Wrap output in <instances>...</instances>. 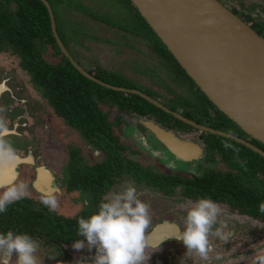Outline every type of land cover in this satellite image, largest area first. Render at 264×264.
I'll return each instance as SVG.
<instances>
[{"label":"flooded vegetation","instance_id":"flooded-vegetation-1","mask_svg":"<svg viewBox=\"0 0 264 264\" xmlns=\"http://www.w3.org/2000/svg\"><path fill=\"white\" fill-rule=\"evenodd\" d=\"M63 1H61V4L66 3L65 0ZM219 1L264 37V0H256L248 6L241 3ZM87 14L93 17L96 15H99L98 17L101 16L100 13L91 8H88ZM98 17L96 18L101 19ZM132 19L134 20L133 26L131 24L126 27L120 26L135 32L143 38L140 21L135 17H132ZM101 20L109 24H115L114 21L107 18ZM72 21L76 24L68 29L63 28L64 30L66 29L67 33H59L58 28L57 31L59 36L63 34V39L61 36L60 38L74 61L103 83L119 88L139 90L136 87L129 86L124 80L116 79L115 70H106L102 65L96 63L97 61L95 60L92 64L93 68L96 69L80 64L83 62L74 52L71 43L82 45L85 38L82 37L80 39V36L84 35L85 32L80 29L78 20ZM79 39L82 41H79ZM125 40H127L126 37ZM147 42L149 43V41ZM151 46L153 47L154 45L151 44ZM60 50L63 53L61 48ZM156 53H158L159 58H162L161 54L166 57L168 66H173L170 67L173 77L187 81L186 87L192 89L195 92L194 97L197 95V98L193 99L194 97H192L191 101H188L190 105L180 103L177 106H170L168 102L178 103L180 96H175L172 100L161 101L158 97L145 90L139 91L155 98L169 109L190 120L244 138L264 150V143L244 132L232 120L243 132L233 127L219 113V111H222L207 97L212 104L208 102L202 94L204 92L195 82L196 86L193 85L192 78L188 74L191 79L182 73V75L180 74L181 76L178 75L180 71L169 53L166 51H156ZM9 54L15 59H10ZM45 58L49 62L52 61L50 54H45ZM58 58L62 59L60 55ZM16 59H18V62H16ZM18 75L26 76L28 79L26 81L27 84H21L18 80ZM146 88L156 91L150 85H146ZM164 88L167 90V87ZM169 89L167 90L169 92L175 90L173 87ZM113 90L123 91L125 95L132 93L119 89ZM159 94L161 95L160 92ZM113 107L123 116L112 115L111 109ZM99 108L105 114V117H102L104 118L102 120V129L100 130L99 128L96 135L91 134L86 137L78 128L70 125L60 114L56 113L53 103L45 96L44 89L36 83L31 72L22 64L21 57L11 51H0V137L15 136L21 144H24L22 147H13L17 157L14 162L17 164L13 162L0 164V185L23 181L28 186V195L9 205L7 211L0 214V233H6L11 230L30 234L38 245V264H76L77 259L89 257L90 254L87 249L77 251L71 246L73 240L77 238L76 221L80 217L86 218L91 215L98 204L107 198L110 192L120 190L126 181L137 189L139 198L143 202L145 201L143 197L149 192V195L154 197L151 193L154 191L156 193L155 197L159 194L166 197L179 194L181 198H185L192 203L197 198L182 192L184 190L183 185L187 186L188 180L202 177L211 170L217 171V173L219 172L220 175L224 176L228 171L233 170L232 166L224 160L218 151L210 154L209 150L211 145L218 143V140L211 139L209 134L225 136L200 130L192 125V129L186 130L172 119L162 121L155 114L141 115L129 108L122 109L117 104L110 105L105 101L100 102ZM124 114L130 118V123L126 125L125 130H122L121 125L126 124L124 123ZM145 121H154L162 127L171 130L180 139L193 141L203 149V153L192 159H183V157L177 156L145 126ZM221 123L226 125L227 127L225 128L228 130L215 127L221 126ZM67 131L74 132L76 137L68 136ZM196 131L198 136L193 134ZM125 135L135 140L137 137L139 141L148 145L152 151L161 154V165L158 163L145 164L140 160L134 159L133 154H137L135 153L136 150L127 143L128 140ZM111 137L115 140L113 145L119 152L120 157L132 162L130 164L131 168H126V165L125 169L112 167L109 161L110 156L107 153V146ZM231 140L235 141L234 139ZM254 140L259 141L261 144L254 143ZM225 144L228 143L225 142ZM218 161H222L226 168L204 167L206 164L217 165ZM193 164H195V172L193 171L194 168L191 169ZM202 167H204L203 172L198 174V169ZM166 168H170L172 171L167 172ZM159 174L163 177H180L185 182L179 183L174 187V192L168 193L151 183L148 178L150 177L152 180L153 176L155 177ZM122 182L123 184L121 185ZM46 194H54L57 199V208L54 212L49 211L41 203V198ZM150 199L153 200V198ZM213 201L218 204L220 214L212 234L208 237L209 259L207 261L195 252L187 251L182 242L178 241L184 227L183 220L185 215H158V208L155 203L145 202L147 204L150 203V223L146 229L149 245L147 252L157 248V250L151 252L147 264H251L252 255L257 250L264 249V218L256 217L248 211L233 207L226 201ZM72 205L80 206L81 208L73 212ZM58 206H67L70 211L59 210L60 207ZM165 222L173 225V227L168 228L167 235L161 238L164 231L162 230L159 235L154 236V228L159 224L164 225ZM216 228H220L222 233L229 234L228 238L225 240L217 236L215 234ZM79 238L83 239V237ZM94 251L93 249V253ZM217 255L221 256L220 260L215 259ZM15 261V255L10 257L0 255V264H15Z\"/></svg>","mask_w":264,"mask_h":264},{"label":"trees","instance_id":"trees-1","mask_svg":"<svg viewBox=\"0 0 264 264\" xmlns=\"http://www.w3.org/2000/svg\"><path fill=\"white\" fill-rule=\"evenodd\" d=\"M48 1L53 7L59 31L56 8L62 0ZM124 1L126 2V12L140 21L141 29L146 31L142 32V35L150 44L154 45V49L157 52L166 51L169 53L180 71L179 74L182 73L191 79L132 1ZM103 15L104 13L100 17H98L99 15L95 17L105 20ZM59 33L61 32L59 31ZM60 36L63 39V34ZM0 51H11L19 55L22 64L31 72L36 83L44 89L45 96L53 103L56 113L60 114L70 125L78 128L86 137L91 134L96 135L99 128L102 129V120H104L102 117H105V114L100 110L99 104L103 101L110 105L117 104L122 109L129 108L141 115L155 114L162 121L172 119L186 130L193 128L138 94L125 95L123 91L107 88L81 74L61 52L52 31L48 9L41 0H0ZM45 54L51 55V62L46 60ZM59 55L61 60L58 58ZM191 81L195 85L192 79ZM202 94L211 103L207 96ZM219 113L233 127L243 132L224 113L220 111ZM221 124V126L215 127L228 130L225 128L226 125ZM227 125L229 126V124ZM209 137L218 140L216 145L210 146V154L218 151L233 170L228 171L225 176L214 170L208 171L202 177L188 180L187 186L183 185L182 192L197 199L210 197L213 200L226 201L233 207L264 218V213L258 211L259 204L264 202V157L229 138L214 134H209ZM113 142L115 140L111 137L107 146L112 167L125 169L126 165V168H131L132 162L120 157ZM254 143L261 144L257 140H254ZM148 178L151 183L168 193L174 192L173 189L176 185L185 182L180 177H163L160 174L153 176L152 180L150 177Z\"/></svg>","mask_w":264,"mask_h":264},{"label":"water","instance_id":"water-1","mask_svg":"<svg viewBox=\"0 0 264 264\" xmlns=\"http://www.w3.org/2000/svg\"><path fill=\"white\" fill-rule=\"evenodd\" d=\"M41 1L48 9L58 45L82 74L108 88L136 93L200 130L234 139L264 156V150L244 138L190 120L142 91L114 87L90 75L65 48L51 4L48 0ZM131 1L213 104L244 132L264 143V37L219 0ZM144 124L170 151L183 159L197 158L203 153L193 141L180 139L154 121ZM171 227L173 225L168 222L159 224L153 235L164 230L162 238Z\"/></svg>","mask_w":264,"mask_h":264},{"label":"clouds","instance_id":"clouds-1","mask_svg":"<svg viewBox=\"0 0 264 264\" xmlns=\"http://www.w3.org/2000/svg\"><path fill=\"white\" fill-rule=\"evenodd\" d=\"M15 159L16 151L11 143L0 137V164L12 163ZM27 188L23 181L0 185V214L5 213L9 205L25 198ZM41 203L51 212L57 208L54 194L44 195ZM258 211L264 213V202L259 204ZM219 214L218 204L210 197L198 198L186 210L178 241L187 251L207 261L208 237ZM149 223V205L139 198L131 183L124 184L120 190L110 192L91 215L76 221L77 238L71 246L77 251L87 249L90 254L77 259L76 264H147L151 252L157 250L147 252ZM215 234L225 240L229 235L222 233L220 228L215 229ZM37 252L38 245L30 234L11 230L0 233V255H15V264H38ZM215 259L220 260L221 256ZM251 264H264V249L252 255Z\"/></svg>","mask_w":264,"mask_h":264},{"label":"rangeland","instance_id":"rangeland-1","mask_svg":"<svg viewBox=\"0 0 264 264\" xmlns=\"http://www.w3.org/2000/svg\"><path fill=\"white\" fill-rule=\"evenodd\" d=\"M65 1L66 3H59V5L57 4L56 8L59 31L61 33H67L66 29L76 24L73 23L72 20H78L77 22H80V29L85 32L84 35L80 36V39L84 37V43L79 45L72 42L71 47L77 54L78 58L83 62L80 63L81 65L85 64L87 67L93 68L92 63H94L95 60L97 61L96 63L102 65L106 70H115L117 74L116 79L126 81V83L131 87H136L139 90H145L155 97H158L161 101L172 100L175 98V96H180L178 103L169 101L168 104L170 106H177L180 103L188 104V101H191L190 99L194 97L195 92L192 89L186 87L188 84L187 81L178 80L173 77V72L170 69V67L173 66H168L166 57L161 54L162 58H159L158 53H156L151 44L147 42L148 40L145 36L142 38L135 32L121 27H126L129 24L133 26L134 24V20L125 10L126 2L124 0ZM223 1L226 3H241L245 6H248L256 0ZM62 2L64 1L62 0ZM88 8L94 9L101 15L104 13L103 16H105V18L108 20L114 21L115 24H109L102 21L101 19L93 17L92 15H88ZM64 27L66 28L65 30L63 29ZM142 32L146 31L142 29ZM125 37L127 40H125ZM80 39L79 41H82ZM9 58L15 59V57H12L11 55ZM16 62H18V59H16ZM178 75H180L179 72ZM18 80L21 82V84H27L26 81L28 79L26 76L18 75ZM146 85L152 86L156 91H151L149 88H146ZM164 87H167V90H170L169 88L173 87L175 90L169 92L165 90ZM195 98H197V95L193 99ZM111 114L123 116L115 107L111 109ZM124 119V123L126 124L121 125L122 130H125L126 125H129L130 123V118L126 117L125 114ZM70 132H68V136L76 137L74 132ZM193 134L198 136L197 131ZM125 137L128 140L127 143H129L130 146L136 150L135 153L137 154H133L134 159L140 160L145 164L158 163L161 165V154H157L158 152L152 151L148 145H145L143 142L139 141L137 137L136 140L126 135ZM125 137L123 136L124 140ZM5 139L11 143L12 147L17 148L24 146V144H21V142H19L18 138L15 136H9ZM194 165L195 164L192 165L191 169L194 168ZM204 167H217L222 169L226 168L222 161H218L217 165L206 164ZM204 167L199 168L197 173L201 174L204 170ZM195 170L196 169L194 168L193 171L195 172ZM166 171L171 172L172 169L166 168ZM126 183L129 182L126 181L124 184ZM122 184L123 182L121 185ZM151 193L154 197H151L149 192V194H146L143 199L145 200L144 202L150 201L155 203L156 207L158 208V215H185L186 208L191 205L189 200L181 198L179 194L167 197L160 196L159 194L155 197L156 193L154 191ZM150 198H153V200ZM148 205H150V203H148ZM58 207H60L59 210L70 211L67 206ZM71 208L74 212L80 210L81 207L72 205Z\"/></svg>","mask_w":264,"mask_h":264}]
</instances>
